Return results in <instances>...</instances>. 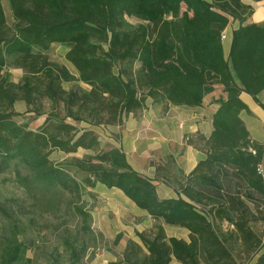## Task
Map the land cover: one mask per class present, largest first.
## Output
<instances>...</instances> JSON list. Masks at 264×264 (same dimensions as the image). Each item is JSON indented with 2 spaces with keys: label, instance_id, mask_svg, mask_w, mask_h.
Returning <instances> with one entry per match:
<instances>
[{
  "label": "trees",
  "instance_id": "16d2710c",
  "mask_svg": "<svg viewBox=\"0 0 264 264\" xmlns=\"http://www.w3.org/2000/svg\"><path fill=\"white\" fill-rule=\"evenodd\" d=\"M3 1L0 171L10 162L24 165L29 188L40 195L59 189L78 198L96 184L120 191L154 223L152 238L137 233L142 245L126 243L122 264H264V242L251 228L264 224V144L250 139L240 119L250 114L241 93L264 112L258 99L264 91V26L244 25L252 8L241 0H6L13 18L8 32ZM125 17L142 23L132 27ZM233 21L239 27L224 58L221 34ZM56 44L66 47L64 59L77 79L47 60ZM9 59L23 70L17 83L5 71ZM74 81L88 90L62 89ZM215 92L211 134L198 139L206 157L175 188L176 198L160 200L153 182L130 167L121 149L99 151L94 131L77 125L117 126L147 100L163 111L198 108ZM41 99L52 109L61 106L63 117L54 111L38 131L19 125L8 111L16 102L29 107ZM78 150L94 153L74 161L80 182L49 158ZM73 210L90 223L84 210ZM163 225L186 230L188 241L167 238ZM24 254L15 245L0 264L17 263Z\"/></svg>",
  "mask_w": 264,
  "mask_h": 264
},
{
  "label": "rangeland",
  "instance_id": "374dc122",
  "mask_svg": "<svg viewBox=\"0 0 264 264\" xmlns=\"http://www.w3.org/2000/svg\"><path fill=\"white\" fill-rule=\"evenodd\" d=\"M2 7L6 27L10 32L13 18L6 0L2 2ZM125 21L132 27L142 23L131 17H125ZM65 53L66 47L52 45L46 58L50 63L65 66L77 79V72L64 59ZM17 66V60L9 59L5 69L10 76L9 80L14 83L19 82L23 74V70ZM77 88L88 90L87 86L78 81L62 84L65 91ZM260 99L264 102V97L261 96ZM8 111L15 115L14 120L19 125L32 131H38L47 115L54 111L60 118L63 117L61 106L52 109L46 99H41L29 107L23 102H16ZM257 112L259 114L244 113L243 120L247 124L250 139L264 144V118H260L263 111ZM132 116L139 119L140 112ZM66 121L74 123L68 119ZM249 121L253 124L247 123ZM122 122L117 127L93 128L98 138L99 151H106L116 143L123 128ZM77 125L79 129L93 127L85 123ZM93 154L92 151L83 150L70 155L55 151L49 158L54 165L69 170L80 182L83 175L76 171L74 161ZM28 178L29 173L25 166L17 162H10L0 171V263L13 246L20 245L25 251L24 257L13 264H122V253L131 238L142 245L136 231L146 216L132 206L134 204L120 191L107 190L96 184L93 188L83 189L78 198L59 189L54 194L40 195L29 188ZM75 207L89 215V224L85 225L74 213ZM83 226L89 230H84ZM251 228L264 242V224L258 221L252 223ZM163 229L167 238L188 239L183 230L167 226ZM222 229L226 230V224L222 225ZM141 233L152 238L154 224L152 228ZM118 235L120 239L114 244Z\"/></svg>",
  "mask_w": 264,
  "mask_h": 264
},
{
  "label": "crops",
  "instance_id": "0c3cea01",
  "mask_svg": "<svg viewBox=\"0 0 264 264\" xmlns=\"http://www.w3.org/2000/svg\"><path fill=\"white\" fill-rule=\"evenodd\" d=\"M241 2L252 8V14L246 19L244 25L264 26V0L260 2L241 0ZM238 27L239 23L233 21L224 30L225 39L222 41L224 58H227L229 54L232 32ZM214 94L205 97L201 107L169 106L166 111L162 110V105H154L151 100H147L144 108L140 111L139 119H135L132 114L123 119V128L119 133L118 140L111 147L121 149L130 167L139 175L153 182L160 200L176 198L175 188L178 184H183L197 164L205 159V150L198 144V139L200 136L206 139L211 134L212 115L218 108L214 103L218 93ZM261 96L264 97V91L258 95L260 102ZM240 99L252 115L253 113L259 114L257 110L261 109L250 96L241 93ZM261 103L264 104V102ZM243 114H240V119L247 127L243 120ZM260 118H264V112L262 115L260 114ZM247 123L253 124L252 121ZM93 128L89 130L93 131ZM188 138L191 143L186 142ZM143 214L146 219L142 222L141 227L137 228L136 233L138 234L143 230H149L154 224L146 213L143 212ZM180 230L185 231L188 237L186 230ZM131 239L137 243L134 238ZM184 241L187 242L188 239Z\"/></svg>",
  "mask_w": 264,
  "mask_h": 264
},
{
  "label": "built area",
  "instance_id": "2783aa9c",
  "mask_svg": "<svg viewBox=\"0 0 264 264\" xmlns=\"http://www.w3.org/2000/svg\"><path fill=\"white\" fill-rule=\"evenodd\" d=\"M225 39V36H224V32L221 34V41H223ZM258 172L261 174L263 173V168L262 166H259L258 167Z\"/></svg>",
  "mask_w": 264,
  "mask_h": 264
}]
</instances>
